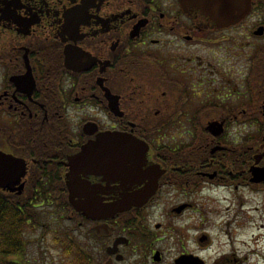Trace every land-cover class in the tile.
Here are the masks:
<instances>
[{
	"label": "flooded vegetation",
	"instance_id": "obj_1",
	"mask_svg": "<svg viewBox=\"0 0 264 264\" xmlns=\"http://www.w3.org/2000/svg\"><path fill=\"white\" fill-rule=\"evenodd\" d=\"M69 107L97 131L73 133ZM105 130L144 139V167L164 173L142 206L91 218L69 202L67 162ZM0 149L27 160L25 188L57 176L72 264H164L170 250L173 264H264V0L223 27L189 0H0ZM80 176L102 205L127 187ZM193 209L197 231L174 237Z\"/></svg>",
	"mask_w": 264,
	"mask_h": 264
},
{
	"label": "water",
	"instance_id": "obj_2",
	"mask_svg": "<svg viewBox=\"0 0 264 264\" xmlns=\"http://www.w3.org/2000/svg\"><path fill=\"white\" fill-rule=\"evenodd\" d=\"M209 15L219 27L230 25L245 17L251 8V0H189ZM66 64L72 66L66 52ZM223 122L210 121L207 130L215 135L223 132ZM84 132L93 134L98 125L89 121L84 124ZM149 144L142 138L125 131L105 130L95 134L83 144L82 149L69 157L66 173L68 199L73 207L91 218L114 215L128 211L133 206H142L155 193L159 177L164 170L144 167L147 162ZM28 163L23 157L0 149V188L21 194L25 188ZM80 173L104 175L107 180H120L127 187L122 196L106 205L88 182L83 183ZM145 181L142 189L129 191L131 185ZM106 213V214H104ZM159 259V255L156 256Z\"/></svg>",
	"mask_w": 264,
	"mask_h": 264
},
{
	"label": "trees",
	"instance_id": "obj_3",
	"mask_svg": "<svg viewBox=\"0 0 264 264\" xmlns=\"http://www.w3.org/2000/svg\"><path fill=\"white\" fill-rule=\"evenodd\" d=\"M32 179L36 182L29 183L21 194L0 188V264H29L25 258L28 247L26 228H47L50 223L57 226L64 219L65 209L71 210L60 204L57 207L56 198L59 197L61 202L62 193L55 191L57 195L54 192L56 175L45 172L42 177ZM53 220L56 223L51 222ZM71 251L67 248V252Z\"/></svg>",
	"mask_w": 264,
	"mask_h": 264
},
{
	"label": "rangeland",
	"instance_id": "obj_4",
	"mask_svg": "<svg viewBox=\"0 0 264 264\" xmlns=\"http://www.w3.org/2000/svg\"><path fill=\"white\" fill-rule=\"evenodd\" d=\"M68 113L73 116L72 123L67 120L69 128H72L73 133H80L82 130V126L84 122L90 118V114L87 109H73L69 107ZM96 117V116H94ZM98 118V117H97ZM182 131V130H181ZM236 129H229V132L231 135L236 137ZM240 131V130H239ZM245 131V129H243ZM169 133L167 132L166 135ZM203 134V131L201 132ZM183 141V139H181ZM188 141V140H186ZM185 141V142H186ZM180 142V140H179ZM190 143V142H189ZM55 192V191H54ZM57 195L58 193L55 192ZM220 195H223V193H211V196H213L215 199H218ZM58 203L57 207H60L59 200L60 198H56ZM220 202L222 204L225 203L223 199H220ZM71 215V210L65 209L64 219H61V222L64 223L65 230L67 232L73 225V221L70 219H67ZM158 219L161 220L162 216L157 215L153 218V220ZM178 220L176 223L173 221V235L176 236V233L181 234H191L193 235L197 230L195 228V224L197 223V211L194 209L191 210L190 213H185L182 216L177 218ZM51 222H55L54 220ZM56 223V222H55ZM50 227H43V226H35V227H28L25 230L26 233V239L28 241V247L26 250V260L29 262V264H72L70 262L72 258V253L67 252V248L72 249L70 246V241L65 237H57V234L62 232L64 230V227L57 228L56 230L54 227L56 224L50 223ZM76 232V231H74ZM172 235V236H173ZM171 236V237H172ZM79 238V236H77ZM64 239V240H63ZM181 243V240L179 241ZM190 245L193 246V242H190ZM256 248V246H255ZM174 250H170L167 254L168 258L166 257V262L164 264H173L172 256L174 255ZM257 256L253 257L251 259L253 264H259V262L256 260ZM262 264V263H260Z\"/></svg>",
	"mask_w": 264,
	"mask_h": 264
}]
</instances>
